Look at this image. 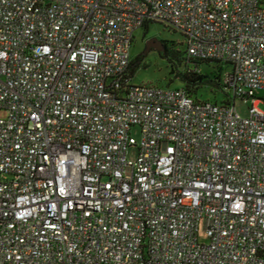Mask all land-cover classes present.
I'll return each instance as SVG.
<instances>
[{
    "label": "built area",
    "instance_id": "obj_1",
    "mask_svg": "<svg viewBox=\"0 0 264 264\" xmlns=\"http://www.w3.org/2000/svg\"><path fill=\"white\" fill-rule=\"evenodd\" d=\"M153 23L228 104L132 82ZM258 91L264 0H0V264H264Z\"/></svg>",
    "mask_w": 264,
    "mask_h": 264
},
{
    "label": "rangeland",
    "instance_id": "obj_2",
    "mask_svg": "<svg viewBox=\"0 0 264 264\" xmlns=\"http://www.w3.org/2000/svg\"><path fill=\"white\" fill-rule=\"evenodd\" d=\"M150 38H157L161 41H165L171 46V50L172 47L174 49L184 48L182 45L183 37L180 33L174 32L162 24L153 23L150 24L146 30L140 28L135 32L134 41L131 47V55L133 58L144 53L146 42ZM213 65L214 64H211V66ZM208 68L209 67L206 65L200 66L201 70ZM225 68L228 70L230 69L229 65H226ZM178 72H183L182 63L177 64L176 73ZM132 82L134 84H152L162 88L182 87L181 82L175 79V74L171 73L167 60L163 58L156 49L150 50L144 54V57L134 70ZM257 95L260 98H264V91H258ZM223 98L224 96L221 91L211 89L209 86H203L198 93V99L201 101L217 100L220 103ZM250 105V101L242 99H236L234 101L236 113L243 118L249 116ZM260 109L264 110L263 104L260 105ZM0 116H4V112H0ZM129 139L132 144L127 149V159L134 161L137 154L135 143L140 139V130L138 127L134 126L131 128Z\"/></svg>",
    "mask_w": 264,
    "mask_h": 264
},
{
    "label": "trees",
    "instance_id": "obj_3",
    "mask_svg": "<svg viewBox=\"0 0 264 264\" xmlns=\"http://www.w3.org/2000/svg\"><path fill=\"white\" fill-rule=\"evenodd\" d=\"M147 27L148 25L145 24L142 28L146 30ZM163 42L166 43L165 41ZM161 56L167 60L171 73L175 74V79L181 82L182 88H184L192 97L198 99L199 90L203 86H209L211 89L219 90L222 92L224 98L220 103H224V104L229 103V99H228L229 92L227 90V86L223 82V76H222V73L225 70V66H226L225 64L220 63L218 61L187 58L184 48L174 49L172 47L170 53ZM143 57H144V53L134 58L132 57L128 70L130 77H132L135 68L139 65ZM178 63L183 64V72L176 73V68ZM211 64L214 65L211 66ZM201 65H206L209 68L205 70H201L200 69ZM213 102H218V101L215 100Z\"/></svg>",
    "mask_w": 264,
    "mask_h": 264
},
{
    "label": "water",
    "instance_id": "obj_4",
    "mask_svg": "<svg viewBox=\"0 0 264 264\" xmlns=\"http://www.w3.org/2000/svg\"><path fill=\"white\" fill-rule=\"evenodd\" d=\"M153 42L155 44H153ZM162 46H163V42L161 40H158L156 38H151V39L147 40V42H146V47H145V50H144V54L149 52L151 47H154V49H156L158 52L161 53V52H163Z\"/></svg>",
    "mask_w": 264,
    "mask_h": 264
},
{
    "label": "flooded vegetation",
    "instance_id": "obj_5",
    "mask_svg": "<svg viewBox=\"0 0 264 264\" xmlns=\"http://www.w3.org/2000/svg\"><path fill=\"white\" fill-rule=\"evenodd\" d=\"M151 39V38H150ZM157 39V38H156ZM159 40V39H158ZM163 42V41H162ZM153 44H155L154 42H153ZM146 47V46H145ZM162 48H163V52H159V54H161V55H166V54H168V53H170V50H171V46L169 45V44H167V43H164L163 42V46H162ZM150 50H154V47H151L150 48Z\"/></svg>",
    "mask_w": 264,
    "mask_h": 264
}]
</instances>
